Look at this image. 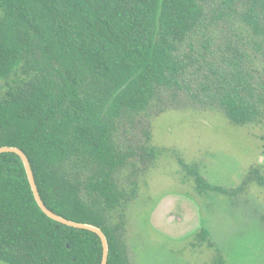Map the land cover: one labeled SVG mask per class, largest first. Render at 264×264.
Masks as SVG:
<instances>
[{
  "label": "trees",
  "instance_id": "1",
  "mask_svg": "<svg viewBox=\"0 0 264 264\" xmlns=\"http://www.w3.org/2000/svg\"><path fill=\"white\" fill-rule=\"evenodd\" d=\"M225 1H238L241 10L233 12L264 53V0ZM205 19L203 0H0V146L25 151L48 208L105 232L107 264H129L120 222L111 223L127 197L113 175L135 155L116 145V125L146 110L161 88L182 87L199 59L182 45ZM246 57L234 52L211 64L192 93L239 125L264 118V80ZM187 170L210 188L195 168ZM209 237L204 227L195 234ZM102 256L99 235L45 214L21 157L0 153V259L101 264ZM216 264L226 261L220 256Z\"/></svg>",
  "mask_w": 264,
  "mask_h": 264
},
{
  "label": "rangeland",
  "instance_id": "2",
  "mask_svg": "<svg viewBox=\"0 0 264 264\" xmlns=\"http://www.w3.org/2000/svg\"><path fill=\"white\" fill-rule=\"evenodd\" d=\"M203 3L206 19L182 45V51L199 58L190 64L182 87L161 88L146 110L122 116L115 128L118 148L135 155L113 175L127 197L113 210L111 223L120 222L129 264H216L220 256L226 264H264V185L259 181L264 178V118L235 124L220 108L192 97L209 66H219L234 52L247 54V65L264 80V53L233 12V6L241 10L238 1L232 7L225 0ZM186 166L210 188L200 186ZM174 195L194 204L198 230L210 232L207 240L195 238L198 230L174 234L159 215L157 225L152 222L161 201ZM0 264L10 263L0 259Z\"/></svg>",
  "mask_w": 264,
  "mask_h": 264
},
{
  "label": "water",
  "instance_id": "3",
  "mask_svg": "<svg viewBox=\"0 0 264 264\" xmlns=\"http://www.w3.org/2000/svg\"><path fill=\"white\" fill-rule=\"evenodd\" d=\"M7 152L16 153L21 157L25 169L27 171L36 201L39 207L41 208V210L45 214H47L49 217L63 224L75 228L91 230L99 235L103 246V256H102L101 264H107L109 259L110 247L105 232L100 227L94 224L67 219L62 215L57 214L50 208H48L40 195L38 185L36 183L34 171L32 169L28 155L25 153L23 149L19 148L18 146H14V145L0 146V153H7ZM164 206L166 207L163 208ZM158 215H159V221L164 225L166 224L168 226H171V229L176 235H181V234L184 235L188 232L193 233L194 231L200 228L196 207L192 202L189 201V199H186L181 196H177V195L168 196L161 201L159 207L156 208L154 213H152V222H154L155 225H157V221L155 218H157Z\"/></svg>",
  "mask_w": 264,
  "mask_h": 264
}]
</instances>
